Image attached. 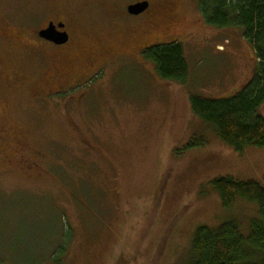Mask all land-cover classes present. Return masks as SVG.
<instances>
[{
	"label": "rangeland",
	"instance_id": "obj_1",
	"mask_svg": "<svg viewBox=\"0 0 264 264\" xmlns=\"http://www.w3.org/2000/svg\"><path fill=\"white\" fill-rule=\"evenodd\" d=\"M138 1L0 0V264H186L197 228L235 220L248 235L259 218L211 183H263L264 148L236 152L190 102L240 92L252 45L207 25L199 0H145L132 18ZM52 21L65 48L39 36ZM172 43L186 83L145 57Z\"/></svg>",
	"mask_w": 264,
	"mask_h": 264
},
{
	"label": "trees",
	"instance_id": "obj_2",
	"mask_svg": "<svg viewBox=\"0 0 264 264\" xmlns=\"http://www.w3.org/2000/svg\"><path fill=\"white\" fill-rule=\"evenodd\" d=\"M199 11L207 25L242 29L254 49L257 68L252 80L234 96H191L192 111L214 126L219 138L236 152L248 146L264 148V116L259 112L264 105V0H199ZM145 57L162 79L186 83L189 67L182 44L153 46ZM193 146L189 144L186 150ZM211 184L225 208L243 199L258 205L259 218L252 221L248 235L241 233L235 220L216 228H197L186 264H264V182L219 177Z\"/></svg>",
	"mask_w": 264,
	"mask_h": 264
},
{
	"label": "water",
	"instance_id": "obj_3",
	"mask_svg": "<svg viewBox=\"0 0 264 264\" xmlns=\"http://www.w3.org/2000/svg\"><path fill=\"white\" fill-rule=\"evenodd\" d=\"M148 7L149 3L147 1L132 4L128 7V12L131 15H139L143 13ZM64 28L65 24L63 22H59L57 25L54 22H51L46 29H43L39 32V36L58 45L65 44L69 40V35L66 32H61L59 30Z\"/></svg>",
	"mask_w": 264,
	"mask_h": 264
},
{
	"label": "flooded vegetation",
	"instance_id": "obj_4",
	"mask_svg": "<svg viewBox=\"0 0 264 264\" xmlns=\"http://www.w3.org/2000/svg\"><path fill=\"white\" fill-rule=\"evenodd\" d=\"M141 2H145V0H140V1H138V2H136V3H133V4H137V3H141ZM148 3H149V7H150V2L149 1H147ZM132 5V4H131ZM130 6V5H129ZM128 6V7H129ZM149 7L143 12V13H141V14H139V15H136V16H134V15H131L130 14V16L133 18H135V17H139V16H142L143 14H145V12H147V10L149 9ZM128 10V9H127ZM129 13V12H128ZM53 22V21H52ZM64 24H65V28L64 29H59L61 32H66L68 35H69V40H68V42L67 43H65V44H61V45H58V44H55V43H53V42H50V41H47V40H45V39H43V38H41V40L43 41V42H45V43H47V45H51V46H54V47H56V48H65L69 43H70V40H71V36H70V34L68 33V31H66V28H67V24H66V22L65 21H62ZM51 23V22H50ZM49 23V24H50ZM55 23V22H54ZM56 25L58 24V23H55ZM49 26V25H48ZM47 26V27H48ZM46 27V28H47ZM46 28H44V29H46ZM41 30H43V29H41ZM40 30V31H41ZM39 31V32H40ZM83 74V73H82ZM81 74V75H82Z\"/></svg>",
	"mask_w": 264,
	"mask_h": 264
}]
</instances>
